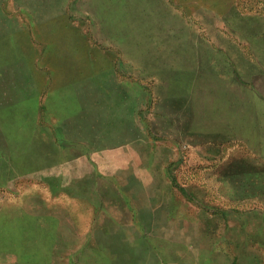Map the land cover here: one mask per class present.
<instances>
[{"label": "rangeland", "instance_id": "obj_1", "mask_svg": "<svg viewBox=\"0 0 264 264\" xmlns=\"http://www.w3.org/2000/svg\"><path fill=\"white\" fill-rule=\"evenodd\" d=\"M238 10L264 14V0H0V41L18 48L5 56L0 44V178L66 177L52 187L98 203L94 224H130L134 212L151 226L96 233L99 246L128 253L135 241L166 264H264V36ZM45 91L51 113L75 109L64 127L93 167L77 152L58 165L38 105H10ZM1 185L0 223L23 227L26 244L46 225L92 223L93 208L42 186ZM142 245L140 260L159 264Z\"/></svg>", "mask_w": 264, "mask_h": 264}, {"label": "crops", "instance_id": "obj_2", "mask_svg": "<svg viewBox=\"0 0 264 264\" xmlns=\"http://www.w3.org/2000/svg\"><path fill=\"white\" fill-rule=\"evenodd\" d=\"M238 18L241 20H255L257 26L262 27V33L258 36H264V14L259 13H246L245 15L242 14L240 10H238ZM235 18V17H234ZM250 19V20H249ZM26 37V36H25ZM31 37V36H29ZM5 39V40H4ZM1 39L0 44L5 47L4 55L8 56L9 54H16L17 47H15L13 44L8 43L7 38ZM34 41V40H33ZM32 41V42H33ZM34 44H29L30 49L33 48L36 50V48L40 47L37 46V42H33ZM4 44V45H3ZM22 44V43H21ZM10 45V46H9ZM33 47V48H31ZM1 56V54H0ZM5 56L0 57V64H5L7 62V59L4 58ZM32 59V58H31ZM37 60L36 57L32 59V70L35 72L37 66ZM9 65V63H7ZM6 64V65H7ZM35 64V65H34ZM49 72V70H47ZM46 79L45 83L51 82V78H49V75L44 76ZM71 79V78H70ZM69 79V81H71ZM69 82L68 84H70ZM16 84H18L16 82ZM67 84V85H68ZM66 85V86H67ZM27 86V85H25ZM65 86V87H66ZM46 87V86H44ZM55 88V86H52ZM50 87V89L52 88ZM64 87V89H65ZM72 87L71 84L69 85V88ZM14 88L11 86V89ZM43 88V86L41 87ZM68 88V86L66 87ZM44 89V88H43ZM61 89V90H64ZM22 96H27L28 92L24 90H20ZM46 94L41 93L40 100L38 99H19L14 100V98L10 99V105L16 106L14 108L19 107L22 105L27 104H37L38 106L35 107V111L38 110L41 111L39 117L36 118V120H39V123L41 124V121L45 122L44 127H40L41 125L38 124L39 131L45 136L48 141L50 142L51 151L56 152L59 154L57 160V164L61 167H67V165L71 162V156L72 152H77L79 154V163L84 162L86 167H88L91 164H88V149H85V146L82 145V141L76 140V137L78 134L73 132H67L65 129V125L69 121H73V117L76 114L75 109L71 112L67 113L65 110H63L62 113L53 114L45 107L41 106L43 101L45 99H49L50 94L49 91H45ZM5 97L6 99L9 98ZM44 99V100H41ZM14 100V101H13ZM32 100V101H30ZM7 101V100H6ZM5 101V102H6ZM8 102V101H7ZM41 104V105H40ZM44 104V103H43ZM62 105L67 106V102L62 103ZM41 106V107H40ZM10 107V108H12ZM81 110V109H79ZM37 112V113H38ZM39 114V113H38ZM81 114V111H79V115ZM52 121V124H51ZM46 128V129H44ZM80 135V134H79ZM71 137V138H69ZM74 138V139H73ZM50 151V152H51ZM50 161V160H49ZM47 161V162H49ZM50 163V162H49ZM37 165V168L40 167L39 161L35 162ZM67 164V165H66ZM50 167V166H47ZM70 167V165H69ZM93 167V165H91ZM7 173H11L8 176H2L0 178V185H13L16 186L21 183L30 182L33 185L42 186L43 189H47L48 192L51 194L52 197H61L65 200H68L70 202H78L81 204H84L86 206H89L94 209V213L92 216V223L87 226H77L73 225L70 221L68 223H61V224H51L44 226L45 228H39L37 230L38 233H43L44 236L42 237L41 242H32L30 245L29 243H25L24 241V228L17 225H10V224H2L0 223V264H149L148 259L145 258L144 260H140L141 256L140 254L136 253V251H140L141 243H139V246H136L135 241H130V249L131 251L128 253H125L124 250H122L121 242H115L108 241L103 243L102 246H99L95 242L96 233H111L115 231H121V229L126 231H132V232H138V233H146L150 232L151 226L148 224H138V221L135 219V213H131V222L129 224H115V225H101V224H94L95 216L98 213H95V209L101 210V206L98 205V203H95L94 200L90 199L86 194H73L69 189L66 187H61L58 189H54L53 185H61L66 186L72 183L71 179H67L66 177H60V176H34L29 178L20 177L18 175H13L11 169H8ZM2 181V182H1ZM82 183L80 180L79 184ZM16 190V188H14ZM17 206V205H13ZM69 206L66 205V207H63V212L69 215V210L67 209ZM130 209L126 210V212H129ZM71 220V219H70ZM78 234H86L84 236L75 235ZM84 237V240L81 238ZM77 238H80V241L76 240ZM74 239V241H73ZM145 251L149 255H153L154 259L159 264H166V261L162 258V254H158L155 250L156 248L149 246L145 247L142 245ZM106 249V251H102ZM161 252V250H159ZM105 259H107V262H105Z\"/></svg>", "mask_w": 264, "mask_h": 264}, {"label": "trees", "instance_id": "obj_3", "mask_svg": "<svg viewBox=\"0 0 264 264\" xmlns=\"http://www.w3.org/2000/svg\"><path fill=\"white\" fill-rule=\"evenodd\" d=\"M228 32H230L232 35H234V33H232V31H230L229 29H228ZM258 35H260V33H257V34H255L254 36H258ZM235 36V35H234ZM260 38H262L263 36H259ZM233 61V65L231 66L232 67V69H233V71H232V73H233V75H234V79H236V80H238V82H240L241 84H245L246 82H245V74H243L240 70H239V68L237 67V64H236V62L234 61V60H232ZM257 57L255 58V63L253 64V66L254 65H257ZM257 68H259V67H257ZM259 70H260V68H259ZM245 86V85H244Z\"/></svg>", "mask_w": 264, "mask_h": 264}]
</instances>
